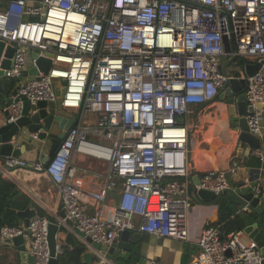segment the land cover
<instances>
[{
  "label": "built area",
  "instance_id": "built-area-1",
  "mask_svg": "<svg viewBox=\"0 0 264 264\" xmlns=\"http://www.w3.org/2000/svg\"><path fill=\"white\" fill-rule=\"evenodd\" d=\"M0 40L15 48L5 73L17 79L0 126L21 117V95L32 110L47 101L78 112L47 165L0 156V176L9 179L18 168L44 173L64 212L35 216L28 226L4 224L0 241L22 236L33 264H49L54 216L60 227L56 256L66 244L59 234L72 224L95 254L93 264L115 263L87 238L107 249L127 230L192 242L190 126L183 119L214 101L229 79L244 78L250 130L260 136L264 0H0ZM33 48L52 60L39 77H27L29 67L37 66ZM225 57L232 60L222 67ZM234 61L239 74L228 71ZM258 62L259 70L247 75L245 65ZM254 152L264 161L263 151ZM238 168L235 162L229 171ZM79 175L100 184H79ZM197 187L220 194L230 184L225 171L205 166ZM259 193L264 197V189ZM114 195L113 212L105 214L102 208ZM91 202L101 205L99 213L89 212ZM244 236V230L224 234L220 225L208 224L194 240L198 255L192 264H260V248Z\"/></svg>",
  "mask_w": 264,
  "mask_h": 264
},
{
  "label": "crops",
  "instance_id": "crops-1",
  "mask_svg": "<svg viewBox=\"0 0 264 264\" xmlns=\"http://www.w3.org/2000/svg\"><path fill=\"white\" fill-rule=\"evenodd\" d=\"M236 65L237 63L235 62V69L232 68L230 71H235L237 73L238 70H236ZM27 77H29V75H27ZM27 77L23 80H26ZM13 80L14 79L9 78L3 80V87L12 91V93L16 85H13ZM50 104L51 108H56L57 106V103ZM59 112L68 118L78 115V112L75 110L59 108ZM1 114L2 113H0V115ZM183 121L190 126L189 139L191 148L189 158L190 174L193 184L191 185L192 206L188 218V225L192 242L177 241L170 238L143 234L138 242L131 243L132 250L137 248V253L139 254V259L134 264H149L153 259L163 264H192L193 260L198 255V247L194 244V240L200 236L208 224L215 226L220 225L221 227L223 225V223L219 222V216L223 208L220 201L224 198L225 204H227L226 206L231 208L235 214L240 215L244 223H250L255 220L256 216L254 213L248 214L247 207L240 208L232 202L227 195H223L217 203L212 202L210 205H203L197 201L194 194L197 177H201L205 166L225 171L230 188H236L238 185L244 184L248 189H250V186L256 185L258 189H264V161L256 156L254 151L249 153L247 151V145L239 141L240 130L232 127L225 102L217 99L206 105L197 106L196 113L183 119ZM58 132V125L54 124L48 133ZM260 136L264 137V117ZM38 143L36 142L34 144H42L39 141ZM20 146L21 143H18L17 147ZM21 157L30 162H41L35 146L29 147ZM235 162L238 163L239 168L237 172L232 173L229 170ZM93 166L97 169L101 168L97 162H95ZM255 169H260V173L257 174L254 172ZM2 177L8 179L7 177ZM256 177H258V180L255 182L252 181V179ZM9 180L13 181L21 191L32 199L31 206L35 204L36 200L44 207L45 212H58V214H60L62 211L56 189L44 173L18 168L12 172V176ZM77 182L88 187L98 186L100 184V182L84 177L83 175L78 176ZM243 191H247V189H243ZM116 198L117 195H114V198L110 199L102 208L105 214H111L113 212ZM100 208L101 205L99 203L91 202L89 212L97 214ZM22 224H24V221ZM59 236L63 241H66L70 250L76 249L80 245L85 246L83 234L78 232L72 224H69L64 231H61ZM242 240L246 243L250 242L245 236ZM122 243L121 239L115 241L113 246L116 247V250L113 255L108 253L113 246L105 250L108 257L113 262H116L118 257L128 258L131 254L132 250L126 255H122ZM85 248L87 251L86 246ZM9 250L12 251V254L14 251L15 253L13 255L18 256L15 250ZM117 263L118 262H116V264ZM119 264L121 263L119 262Z\"/></svg>",
  "mask_w": 264,
  "mask_h": 264
},
{
  "label": "water",
  "instance_id": "water-1",
  "mask_svg": "<svg viewBox=\"0 0 264 264\" xmlns=\"http://www.w3.org/2000/svg\"><path fill=\"white\" fill-rule=\"evenodd\" d=\"M35 20V19H33ZM229 51V48L227 47ZM15 48L12 45L5 44L0 40V113L8 114V107L13 102L12 91H9L3 87V80L6 78L5 70H8L13 65V57ZM32 57L37 59L36 65L31 66L28 69L29 76L39 77L40 73L47 74L52 66V60L44 56H40L39 49L33 48ZM261 62L255 64H246L245 73L247 75L255 74L260 66ZM22 76L18 77L20 81ZM246 86V80L244 78L238 79L232 77L225 84L215 100L219 99L225 102L228 109V115L230 117L231 125L234 129H239V141L247 145V151L250 153L254 150H261L264 152V137L256 135L251 132L249 121L247 119V104L246 95L243 92ZM64 90L62 91L63 94ZM24 100V106L21 117L12 123L0 126V156H21L27 151L29 147L35 146L36 152L43 165H47L55 152L61 145L62 141L66 138L68 131L77 122V116L68 118L60 114L59 106L51 108V104L47 101H40L37 110H32L30 103L26 100L24 95L17 98ZM236 103V105H235ZM206 105V104H205ZM260 108L264 109V103L259 104ZM54 124L58 125V133H48L52 129ZM37 134V138H33L32 135ZM32 136V137H31ZM42 143L36 145L34 143ZM21 143L20 147L17 144ZM47 143V144H46ZM39 144V143H38ZM257 174L260 173V169H255ZM258 176V175H257ZM258 177L252 179L257 181ZM200 184V177H197V182L194 187V194L198 202L203 205H210V203H217L223 195H227L228 198L238 205L240 208L247 207L248 214L254 213L255 220L250 223H245L244 232L248 241H252L258 245L262 254V262L264 264V197L259 193L258 186H250L248 189L246 185L241 184L236 188H227L220 194H216L212 190L197 187ZM247 189V191H243ZM16 214L20 216L24 225L28 226L30 221L35 216L44 217L47 216L44 207L35 200L33 206H29L24 210H16L11 206H8L3 217V224L6 223V219L11 215ZM60 217H64V212H60ZM57 218L50 217V224L48 228V239L50 246L51 259L49 264H60L58 257L56 256L57 239L56 235L60 231ZM142 233L127 230L122 233L120 239L122 243V255H126L132 250L131 243L138 242ZM87 241L91 243L96 249L105 251L107 247L93 242L90 238ZM17 252L18 256L13 255L11 250ZM116 247L108 251L110 255L115 254ZM230 255V252H228ZM83 260L86 264H93L95 260V254L92 251H86L83 254ZM119 264V257L116 259ZM114 261V263L116 264ZM34 258L28 254L26 241L22 236L7 238L0 241V264H33Z\"/></svg>",
  "mask_w": 264,
  "mask_h": 264
},
{
  "label": "trees",
  "instance_id": "trees-1",
  "mask_svg": "<svg viewBox=\"0 0 264 264\" xmlns=\"http://www.w3.org/2000/svg\"><path fill=\"white\" fill-rule=\"evenodd\" d=\"M245 62L246 61L244 60L238 61V63L241 65H244ZM16 82L17 79L13 80V85H15ZM220 204L223 208L220 211L219 222L223 223L221 228L224 234L244 230L246 224L243 222L240 215L235 214L231 208L226 206L227 204H225V198L220 201ZM31 205L32 199L28 195L21 191L13 181L4 179L2 176H0V227L4 225L2 221L8 206L20 211ZM22 222L23 219L20 216L11 214L6 219L5 224L10 226H18L21 225ZM62 248L63 253L58 257L60 264L81 262L83 259V254L86 251L84 245H80L78 248L70 250L67 244H65L62 246ZM138 255L137 248H134L128 258L121 257L119 258V262L121 264H134L139 259Z\"/></svg>",
  "mask_w": 264,
  "mask_h": 264
},
{
  "label": "rangeland",
  "instance_id": "rangeland-1",
  "mask_svg": "<svg viewBox=\"0 0 264 264\" xmlns=\"http://www.w3.org/2000/svg\"><path fill=\"white\" fill-rule=\"evenodd\" d=\"M62 60H64V62H65V64L67 65L68 64V62H67V60L68 59H66L65 57H62L61 58ZM232 59L231 58H229V57H225V58H221V65H222V67H224V66H226V65H228L229 64V62L231 61ZM69 61V60H68ZM237 66V68H236V70H238V72H237V74H239V73H241L242 72V68H241V65L239 64V65H236ZM235 69V62H233L232 64H231V66L229 67V69H228V71H230V69ZM231 72H233V73H236L235 71H231ZM62 84H61V82H58L57 83V89H58V91H57V95L58 96H60V94H61V92H60V86H61ZM15 252L13 251V254H14Z\"/></svg>",
  "mask_w": 264,
  "mask_h": 264
}]
</instances>
